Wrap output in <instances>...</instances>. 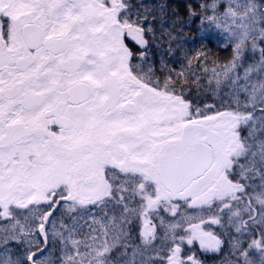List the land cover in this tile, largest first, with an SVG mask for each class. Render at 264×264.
<instances>
[{"label": "snow or ice", "instance_id": "1", "mask_svg": "<svg viewBox=\"0 0 264 264\" xmlns=\"http://www.w3.org/2000/svg\"><path fill=\"white\" fill-rule=\"evenodd\" d=\"M0 264H264V0H0Z\"/></svg>", "mask_w": 264, "mask_h": 264}]
</instances>
